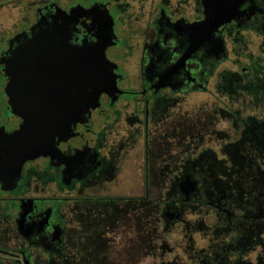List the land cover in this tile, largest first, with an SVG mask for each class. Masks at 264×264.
Listing matches in <instances>:
<instances>
[{
    "label": "flooded vegetation",
    "instance_id": "af4514ba",
    "mask_svg": "<svg viewBox=\"0 0 264 264\" xmlns=\"http://www.w3.org/2000/svg\"><path fill=\"white\" fill-rule=\"evenodd\" d=\"M19 5L21 29L0 31V142L23 123L6 93L11 43L54 7L102 8L118 92L56 139L57 154L21 166L3 154L13 163L0 165V264H264V0H246L247 14L218 28L221 52L199 47L165 79L184 55L177 35L202 24L208 0ZM97 20L80 18L74 43L94 44Z\"/></svg>",
    "mask_w": 264,
    "mask_h": 264
},
{
    "label": "water",
    "instance_id": "95a60500",
    "mask_svg": "<svg viewBox=\"0 0 264 264\" xmlns=\"http://www.w3.org/2000/svg\"><path fill=\"white\" fill-rule=\"evenodd\" d=\"M208 1L202 24H195L188 37H176L185 42L183 53L186 56L182 54L175 65L166 68L161 79L179 71L199 47L205 49L212 43L221 52L222 42L216 38L218 28L241 19L248 12L241 7L246 0ZM97 10L98 7L94 9ZM90 12L82 7L70 12L54 7L48 15L40 16L30 29V37L23 34L14 39L15 43L12 41L6 63L10 79L6 93L10 111L23 123L18 131L0 142L1 166L9 161L3 159L7 151L20 166L35 156H52L56 153V139L68 135L73 123L87 108L98 105L102 93L114 96L118 92L112 66L105 57L110 41L106 14L100 12V22L93 24L98 33L94 44L86 40L74 43L77 40H73V34L77 32L79 19ZM21 38L27 39L20 44ZM9 143L15 148L5 149ZM180 187L187 195L193 190V183L186 181Z\"/></svg>",
    "mask_w": 264,
    "mask_h": 264
},
{
    "label": "rangeland",
    "instance_id": "374dc122",
    "mask_svg": "<svg viewBox=\"0 0 264 264\" xmlns=\"http://www.w3.org/2000/svg\"><path fill=\"white\" fill-rule=\"evenodd\" d=\"M20 2L23 4L24 0H18V1L17 0H5V4L0 5V31L6 30L7 32H9V34H12L16 30L21 29L23 21L20 19V17L22 16L21 5H19ZM63 3H65V6L68 5V3L66 2H63ZM97 7H98L97 11H94L96 6L92 7L91 9H88L87 11L91 10L90 13H93L95 15L98 14V20L96 22H100V12H102V8L100 6H97ZM136 162H139V161H136ZM136 167L138 168V166L135 165L134 168ZM138 181H139V177L138 179H136L135 182L127 183L126 184L127 188L136 186L137 188L131 189V191L132 192L137 191L138 193H140L142 183H139ZM174 237L175 235H172L171 239H173ZM175 239H177V237H175L174 240ZM154 261H157V260L155 259ZM154 261H150V262L147 261V262L138 263V264H152Z\"/></svg>",
    "mask_w": 264,
    "mask_h": 264
},
{
    "label": "crops",
    "instance_id": "0c3cea01",
    "mask_svg": "<svg viewBox=\"0 0 264 264\" xmlns=\"http://www.w3.org/2000/svg\"><path fill=\"white\" fill-rule=\"evenodd\" d=\"M17 1H18V0H17ZM190 217H191L192 219L194 218L192 215H190ZM207 242H208L207 237L198 234V232L194 235V243H195L196 248H198V249H205V246H206ZM212 242H213V241H212ZM226 243H227V239H225V244H226ZM232 244H233L235 247L238 246V245L236 244L235 241H234ZM229 245H230V243H229L228 245H226V246H223L221 249H219V250L217 251V253L221 252L223 249H225V251H227V248H229ZM185 247H186V250H187L186 241H185ZM188 255H189L188 250L185 251V252H181V253H180V258H181V257H184V258H186V259L188 260ZM220 255L222 256V255H224V253H221ZM218 261L220 262V259H219ZM219 262H218V263H219Z\"/></svg>",
    "mask_w": 264,
    "mask_h": 264
},
{
    "label": "bare ground",
    "instance_id": "6f19581e",
    "mask_svg": "<svg viewBox=\"0 0 264 264\" xmlns=\"http://www.w3.org/2000/svg\"><path fill=\"white\" fill-rule=\"evenodd\" d=\"M5 135V134H4ZM2 139V138H1ZM57 154V153H56ZM55 155V154H54Z\"/></svg>",
    "mask_w": 264,
    "mask_h": 264
}]
</instances>
